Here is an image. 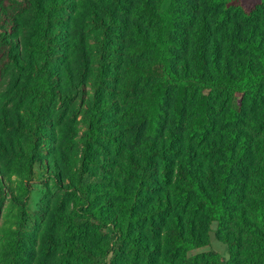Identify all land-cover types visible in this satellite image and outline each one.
I'll return each mask as SVG.
<instances>
[{
    "label": "trees",
    "instance_id": "16d2710c",
    "mask_svg": "<svg viewBox=\"0 0 264 264\" xmlns=\"http://www.w3.org/2000/svg\"><path fill=\"white\" fill-rule=\"evenodd\" d=\"M8 2L0 0V58L18 73L33 76L34 103L36 99L40 101L36 104L44 100L65 104L72 100L76 94L69 95L64 89L70 85L66 79L69 70L62 66V55L69 43L64 18L72 0H22L34 15L30 28L33 42L20 39L19 22ZM200 3L217 11V16L199 13ZM139 13L152 29L148 32L134 28L136 44L131 49L142 60L127 62L125 81L130 90L145 86L128 109L134 124L145 127L150 137L142 142L140 158H128L124 173L129 186L120 184L114 188L124 202L120 221L115 223L113 215L104 211L106 203H97L101 191H91L80 184L72 189L81 194L75 207L82 221L71 224L81 231L91 221L99 229L109 228L128 246L130 254L141 256L145 264H201L187 253L208 244L210 224L223 227L231 215L230 202L244 197L242 193L249 187L250 219L243 213L236 215L247 240H239L229 232L218 238L228 249L230 264H264V3L245 10L240 0H169L164 7L142 0ZM96 81L98 87L100 81ZM215 99L223 102L224 130L216 128L212 110ZM168 101L173 128L185 127L187 134L182 137L168 129L157 140ZM187 102L192 103L188 118ZM46 116L40 107L25 110L17 120L22 134L13 149L20 171L17 189L0 168V209L8 199L18 218L15 229L5 227L8 245L0 248V264H32L29 257L34 252L25 245L19 221L29 193L23 182L34 176L32 166L47 143L42 141H51ZM87 150L86 142L83 152ZM202 151L210 156L207 164L197 158ZM171 155L178 159L173 166L169 165L173 162ZM156 161L161 164V178L168 179L170 173V182L175 183L171 193L163 191L148 198ZM48 162V166L43 165L44 177L59 185V163L54 155ZM164 217L168 220L163 229V249L159 240L148 241L134 230L139 223L151 228L155 221L164 222ZM95 227L90 229L102 236ZM78 234L77 241H81L62 243L61 258H34L35 264H107L108 243L105 250L92 249L91 242L86 241L87 234ZM159 251H166L172 258H160ZM72 255L77 262L71 260Z\"/></svg>",
    "mask_w": 264,
    "mask_h": 264
},
{
    "label": "rangeland",
    "instance_id": "374dc122",
    "mask_svg": "<svg viewBox=\"0 0 264 264\" xmlns=\"http://www.w3.org/2000/svg\"><path fill=\"white\" fill-rule=\"evenodd\" d=\"M119 1L120 3L114 5L111 0H72V6L64 18L66 40L69 43L62 55V66L69 70L66 79L70 85L64 89H68L69 95H76L65 104L48 100L36 104L40 102L38 99L34 103L31 94V87L34 86L33 76L18 73L0 58V142L4 144L3 149H0V168L14 189H17L20 178L19 162L13 152L15 145L22 139L18 118L23 117L25 110H38L42 107L43 112L47 114L46 131L51 139L42 141L47 143L44 145L45 149L39 153L40 159L32 166L34 176L31 181L23 182L28 186L29 193L24 215L19 222L22 226L20 231L25 237L28 236L24 237L25 245L30 246L34 252V255L32 253L29 257L32 264H35L34 258H61L62 243L77 241L78 233L87 234L86 241L91 242L92 249L100 247L105 250V242L108 243L110 252L106 256L107 264H145L141 256L137 258L134 257L135 254H130L128 246L120 242L117 239L119 235L115 237L109 228L99 229L91 221L87 229L81 231L71 224L76 220L82 221L75 207L81 194L72 189L81 186L80 184L89 186L91 191H101V194H97L101 198L97 203H106L104 211L113 215L110 217L115 223L120 221L124 202L113 192L114 188L120 184L129 186L130 182L125 179L124 173L128 167V158H140L142 142L150 137L145 127L139 128L134 124L128 109L134 105L135 97L145 90V86L139 85L135 90H130L125 78L128 74L127 62L142 60L131 49L136 44L134 28L139 27L150 32L152 25L139 13L142 0ZM168 1L149 0L153 5L160 7H164ZM260 2L264 3V0H240L245 10ZM8 6L10 12L18 19L20 39L33 42L34 35L30 28L34 15L31 8L24 5L22 0H9ZM199 7V13L210 18L214 14L217 16V11L214 12L205 4L200 3ZM100 60L103 63H100ZM97 79L100 81L98 87ZM170 102L164 106L157 140L164 137L168 129L174 130L182 137L187 134L185 127L181 130L173 128ZM223 108V102L218 99L213 101L212 110L217 130H224L221 128ZM191 111L192 103L187 102V118ZM86 142L88 150L84 153ZM51 155H54L59 163V185H54L43 174V165H49L48 158ZM169 157L173 160L169 165L176 164L177 157ZM197 158L204 164L210 162V156H206L203 151ZM152 168L151 189L146 196L153 198L156 193L163 191L171 193V186L175 183L170 182L172 175L169 173L168 179L161 178V164L158 161ZM249 191L248 187L242 193L244 197L230 202L231 215L226 218L227 223L223 227L219 228L215 222L210 224L208 244L189 251V258L197 257L201 264H230L228 249L218 235L229 232L239 240H247L246 234L236 222V215L243 213L250 219L251 210L247 204ZM90 207L92 206L84 208ZM164 219V222L155 221L151 228L145 223H139L134 230L145 236L148 241L159 240L163 249V229L168 217ZM17 220L15 209L10 207L6 199L0 209V248L2 245H8L5 227L12 226L15 229ZM92 226L102 236L96 235L97 233L90 229ZM157 256L172 258L166 251H159ZM240 258L243 259L242 256ZM71 260L78 261L73 255Z\"/></svg>",
    "mask_w": 264,
    "mask_h": 264
}]
</instances>
